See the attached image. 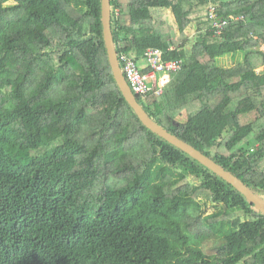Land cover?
Wrapping results in <instances>:
<instances>
[{"label":"trees","instance_id":"1","mask_svg":"<svg viewBox=\"0 0 264 264\" xmlns=\"http://www.w3.org/2000/svg\"><path fill=\"white\" fill-rule=\"evenodd\" d=\"M110 7L117 57L183 62L144 110L264 197V0ZM0 264H264V213L123 97L101 0H0Z\"/></svg>","mask_w":264,"mask_h":264},{"label":"water","instance_id":"2","mask_svg":"<svg viewBox=\"0 0 264 264\" xmlns=\"http://www.w3.org/2000/svg\"><path fill=\"white\" fill-rule=\"evenodd\" d=\"M101 23L103 39L106 48L108 62L114 76V79L129 106L133 109L140 122L150 131L162 137L172 145L178 147L190 157L199 161L202 165L212 170L215 174L220 176L226 182L231 184L235 189L244 195V197L251 202L254 207L264 213V197L258 195L251 190L243 181L228 170H225L221 165L216 163L209 156H206L200 150L196 149L187 142L181 140L176 135L170 133L161 125H159L139 103L136 95L133 94L128 85L119 64L117 52L114 45L112 30H111V7L110 0H101Z\"/></svg>","mask_w":264,"mask_h":264},{"label":"built area","instance_id":"3","mask_svg":"<svg viewBox=\"0 0 264 264\" xmlns=\"http://www.w3.org/2000/svg\"><path fill=\"white\" fill-rule=\"evenodd\" d=\"M216 16L215 7L210 6L209 18L213 20L212 28L215 33L220 34L228 20L218 19ZM261 48L264 51V45ZM163 53L164 51L160 48L148 47L142 54V64L127 55L118 57L119 62H122L121 71L134 95L144 99L151 94H161L162 88L170 80L171 74L181 69L183 63L181 59H164ZM143 67H148L149 70L142 72Z\"/></svg>","mask_w":264,"mask_h":264},{"label":"rangeland","instance_id":"4","mask_svg":"<svg viewBox=\"0 0 264 264\" xmlns=\"http://www.w3.org/2000/svg\"><path fill=\"white\" fill-rule=\"evenodd\" d=\"M168 20H169L170 24L173 26V17L171 15L169 16V19ZM194 32H195V26L191 25V26H189L186 29L185 34L189 37V39H191L193 37V35H194ZM177 36H178L177 35V32H175L174 33V37H177ZM242 58H243V54L239 52L235 56L228 55V56H226L225 59H223L222 57H220V58L217 59V63H218V65H221V66H228V65H231V64H234V63L238 62L239 60L241 62L242 61ZM184 119H185V116H184V114H182L179 117V120L180 121H183ZM204 208H205V212L206 213H210V212H212L216 208V205L215 204H212V203H210L208 201H206V205H205ZM237 214L241 218L244 217L241 212H237Z\"/></svg>","mask_w":264,"mask_h":264},{"label":"crops","instance_id":"5","mask_svg":"<svg viewBox=\"0 0 264 264\" xmlns=\"http://www.w3.org/2000/svg\"><path fill=\"white\" fill-rule=\"evenodd\" d=\"M226 56H228V55H226ZM226 56H224V57H222L223 59H225L226 58ZM237 63V62H236ZM236 63H234V64H236ZM234 64H231V65H228V66H232V65H234ZM257 69H259V71L260 70H264V66H262V67H258ZM257 69H256V71H257ZM185 120V119H184Z\"/></svg>","mask_w":264,"mask_h":264}]
</instances>
